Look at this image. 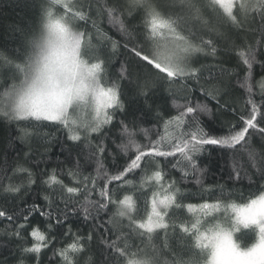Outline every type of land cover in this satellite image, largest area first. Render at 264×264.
<instances>
[{"label":"snow or ice","instance_id":"obj_1","mask_svg":"<svg viewBox=\"0 0 264 264\" xmlns=\"http://www.w3.org/2000/svg\"><path fill=\"white\" fill-rule=\"evenodd\" d=\"M32 7L36 27L14 26L12 46L0 53V120L18 132L5 148L14 140L28 147L23 158L5 150L0 159V249L9 248L0 264H264V0H33ZM161 90L176 115L154 102ZM134 102L154 113L155 137ZM218 118L230 123L227 134H214ZM117 139L127 159L116 153L106 169ZM34 140L45 141L44 153ZM56 145L67 155L50 168L44 156ZM207 145L233 150L231 169H220L227 179L209 190L201 179L208 167L198 164ZM93 165L95 175L87 171ZM170 169L200 187L166 184ZM237 185L246 196L235 197ZM137 187L151 197L129 194ZM194 199L203 202L184 203Z\"/></svg>","mask_w":264,"mask_h":264},{"label":"trees","instance_id":"obj_2","mask_svg":"<svg viewBox=\"0 0 264 264\" xmlns=\"http://www.w3.org/2000/svg\"><path fill=\"white\" fill-rule=\"evenodd\" d=\"M36 2H39V0H36ZM33 0H0V53H4V49L6 47H11V36H12V28L16 25L20 26H30L32 28L36 27L38 24V17L36 12L34 11L33 7ZM105 27H107V24H105ZM113 35H115L113 33ZM7 55V53H5ZM201 63L207 65L211 63V59L204 60L201 59ZM236 61H233L231 64L226 65V67L233 68L235 67ZM120 68V64H114L110 70V75L113 79L116 78V73ZM236 71L240 74V78H243V71L241 68H236ZM207 74V73H205ZM260 75V69L259 67L256 68V78L258 79ZM233 83L237 82L236 76L232 77ZM126 88V86H125ZM184 93L177 92L176 96V103L177 104H183L184 101L182 99H179V97L183 96ZM237 97L240 96V93L237 92L235 94ZM256 100L259 101L260 97L257 95ZM127 99V97H125ZM155 103L164 104L166 107V110L170 111L171 115H176L177 110L173 107V100L170 98L169 93H167L164 90H161L157 96L154 98ZM244 98H240L237 101V108L240 109L243 106ZM133 106L137 109L135 112V115L137 117H142L146 123L142 125V127L148 128L149 135L152 137H155L157 128H156V121L153 118L154 113H148L146 111H140V109H143V103L142 102H134ZM129 119H131V115L129 116ZM167 119V117H165ZM205 121H209L210 118L207 116L202 117ZM231 120V117L228 118ZM117 120H119V117H117ZM216 132L214 134L216 135H224L227 134L228 129L230 127V123H225L224 118H218L216 124L214 125ZM163 125H160V132L163 133ZM42 131H50L51 133H55L57 135L58 139H65L66 137H62L57 133L56 128L52 129H43ZM115 132L116 129H113ZM18 135L17 132V125L15 124H6L4 121L0 120V159L3 158V155L5 153V150L7 151V154L9 157H16L17 155L20 158L24 157L25 152L28 151V147L21 143L19 140H14V147L12 148H5L7 145V142L9 139L14 138ZM95 135V134H94ZM137 141L141 144H148V138L145 137L143 134H140V136L137 137ZM32 144V147L34 151L37 154L44 153L46 151V143L45 141L41 140H34L30 142ZM69 144L73 142H68ZM120 143L119 139H117L116 143H112L109 141V151L112 153V155H108L107 159L104 161L105 168L107 169L113 162H114V156L116 153H119V156L127 159L125 153L123 151H120L117 148V144ZM233 150H221L218 146L213 145H207L203 149L202 153L198 156V164L201 168L208 167L207 172L201 177L203 180V188L205 190L213 189L216 187L217 182L219 184L223 185L225 180L227 179V176L224 175L223 178H221L220 169L224 168L225 170H230L232 166V154ZM238 153L239 151H242L241 147L238 146L237 149ZM64 155H67L65 152ZM64 155H60V149L59 146H52L51 151L44 156L45 160L49 161V167H55L57 157L59 156L60 160L64 159ZM223 155V159H221ZM179 159V157L177 158ZM123 162V161H121ZM174 163L176 161H173ZM147 168L151 169V164L145 165ZM44 165L41 164V168H43ZM59 171V168L57 169ZM87 171L92 172L93 175H95L94 171V165L93 167L89 168ZM183 173L180 169L176 170H169V175L165 180V183H169L172 180L177 181V187H181L182 189H188L190 191H196L200 186L196 185L195 183V177L193 175H189L186 180H181ZM129 179H133V177L130 175ZM135 180L138 184L139 182V176L135 177ZM247 184V181H245V185ZM245 185H237L235 188V197H238L241 192L244 193V195H247V189ZM226 190H232L231 186L229 185ZM140 191H144L147 193V197H151V191H148L147 188L141 190L138 187L135 189H128L129 194H137L139 195ZM43 202V201H41ZM201 203L203 201L199 199L194 200H186L184 203ZM209 202H214L212 200H209ZM236 202H240L237 200ZM139 209L140 213L143 214L144 209V198L141 197L139 200ZM185 214L188 216H191V213H187V210L185 209ZM127 223V221H125ZM33 226H37L35 224V221L33 222ZM42 229L44 225H39ZM4 225H0V228H3ZM30 231V229H29ZM161 237H163V233L161 232ZM30 238V237H29ZM6 242V238H5ZM0 254L7 256L9 254V248L5 247L0 249Z\"/></svg>","mask_w":264,"mask_h":264}]
</instances>
